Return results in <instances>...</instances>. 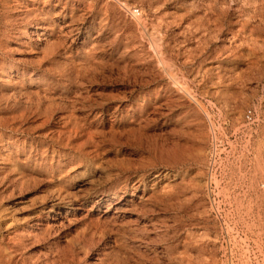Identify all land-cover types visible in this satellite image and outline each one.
I'll return each instance as SVG.
<instances>
[{"label":"rangeland","instance_id":"374dc122","mask_svg":"<svg viewBox=\"0 0 264 264\" xmlns=\"http://www.w3.org/2000/svg\"><path fill=\"white\" fill-rule=\"evenodd\" d=\"M69 263L264 264V0H0V264Z\"/></svg>","mask_w":264,"mask_h":264},{"label":"bare ground","instance_id":"6f19581e","mask_svg":"<svg viewBox=\"0 0 264 264\" xmlns=\"http://www.w3.org/2000/svg\"><path fill=\"white\" fill-rule=\"evenodd\" d=\"M254 19V18H253ZM40 21V20H39ZM240 23V22H239ZM247 23V22H246ZM250 36V35H249ZM251 37V36H250ZM250 39V38H249ZM27 135V134H26ZM5 152V151H4ZM125 202V201H124ZM116 206V205H115ZM115 210V209H114ZM123 213V212H122ZM125 214V213H124ZM109 216V215H108ZM147 227V226H146ZM148 229V228H147ZM4 253V252H3ZM8 258V257H7ZM146 262V261H145ZM150 262V261H149ZM71 264V263H69Z\"/></svg>","mask_w":264,"mask_h":264},{"label":"built area","instance_id":"2783aa9c","mask_svg":"<svg viewBox=\"0 0 264 264\" xmlns=\"http://www.w3.org/2000/svg\"><path fill=\"white\" fill-rule=\"evenodd\" d=\"M134 13H139V11L136 9V10H134Z\"/></svg>","mask_w":264,"mask_h":264}]
</instances>
